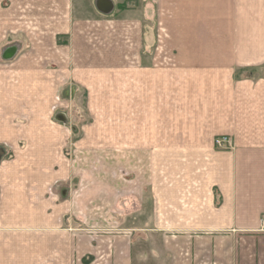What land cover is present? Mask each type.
Instances as JSON below:
<instances>
[{"label": "crops", "instance_id": "obj_1", "mask_svg": "<svg viewBox=\"0 0 264 264\" xmlns=\"http://www.w3.org/2000/svg\"><path fill=\"white\" fill-rule=\"evenodd\" d=\"M263 219L264 0H0V264H264Z\"/></svg>", "mask_w": 264, "mask_h": 264}, {"label": "rangeland", "instance_id": "obj_2", "mask_svg": "<svg viewBox=\"0 0 264 264\" xmlns=\"http://www.w3.org/2000/svg\"><path fill=\"white\" fill-rule=\"evenodd\" d=\"M77 104H78V102H77ZM71 113H72V111H71ZM79 114H81V118H83V109H82V111L80 109H77L76 113L74 111L72 116H70L72 118V123H73L74 127L77 129V131H78L79 126L81 125V121L77 117V116H79ZM100 162H101V158H99V157L98 158L97 157L92 158V163L100 164ZM93 175H95V174H93ZM105 175L106 174H104V173L103 174H100V173L97 174L96 173L95 179L97 181L102 180ZM111 179H113V178H111ZM144 240H145V238H144ZM160 244H161V242L158 238H150L149 241L141 240V242L137 245V247L140 251L139 255H138L140 263L141 264H162V262L164 261L163 253H157V252L154 253L152 251V249L154 248L155 245L158 246Z\"/></svg>", "mask_w": 264, "mask_h": 264}, {"label": "built area", "instance_id": "obj_3", "mask_svg": "<svg viewBox=\"0 0 264 264\" xmlns=\"http://www.w3.org/2000/svg\"><path fill=\"white\" fill-rule=\"evenodd\" d=\"M231 143V140L229 138V136H218L216 139H215V145L217 147H220V148H224V147H227L229 146V144ZM262 225H263V228H264V219L262 220Z\"/></svg>", "mask_w": 264, "mask_h": 264}]
</instances>
